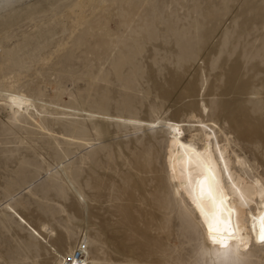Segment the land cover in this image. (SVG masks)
<instances>
[{"label": "bare ground", "instance_id": "obj_1", "mask_svg": "<svg viewBox=\"0 0 264 264\" xmlns=\"http://www.w3.org/2000/svg\"><path fill=\"white\" fill-rule=\"evenodd\" d=\"M151 1L154 0H110L113 3L133 4H151ZM254 1L157 0L154 4L161 5L159 9L161 15L158 18L151 14V9L138 20L122 18L115 13L108 14L105 19V14L102 12L92 13L90 18L84 21V25L75 31V34H73L75 13L71 5L77 2H96V0H29V8L12 11L11 15L15 19L12 32L7 35L0 33V96L5 91L6 75L8 77L15 75L25 83L23 95L34 100V103L31 108L25 105L22 109H17L19 115L15 119L10 115L11 110L5 109L2 102H0V111L7 112V115L5 114L7 123H3L4 131L14 135V142L27 144L50 154L54 164L59 167L58 174L55 176L59 184L57 185L58 196L52 201L56 207V214L53 213L52 217L59 215L60 218L59 216H57L58 219L55 218L60 221L58 226L47 224L49 229L47 236L54 247L67 241L71 233L74 247L77 240L80 242L87 240L90 246H94L97 236L103 241L102 250L97 249L95 255L89 253V259L92 260L107 259L108 262L121 264L123 260L133 256H146L156 250H166L173 261L179 262L187 258V254L181 253L184 243L178 241L177 236L180 232H186L189 235L188 242H195L196 237L192 235L190 226L178 215L175 198L169 194L172 173L169 170L168 149L171 147L172 165L178 182L182 163V150L178 146L179 143L201 146L205 142V136L200 145L195 139L197 134L188 140L183 139L182 125L174 119L179 123L178 134L167 129L162 130L167 135L164 170L159 167V152L153 141L156 133L146 139L145 146H133L124 155L115 146H110L88 153L71 164L68 162L83 148L93 146L92 142L98 141L97 144H99V142L112 141L126 137L127 134L145 130L127 121L133 118L139 119L142 113L153 114L155 100L161 99L162 102L163 99H167L172 90L181 83V73L189 70L191 66L188 68V64L193 56L205 49L209 39L211 40V37L219 32L222 22L228 21L225 17H229L228 14L236 5H242L244 8L239 9L242 11L237 12L230 26L222 31L223 46L220 49L217 48L219 53H212L209 56V53H205L209 57L211 67L213 59L225 51L222 47L232 44V41H236L235 43L239 46V43L245 42L253 30L264 24L261 0ZM16 2L23 4L25 0H16ZM163 5H168L169 8L165 9ZM197 8H199V16H197ZM102 21L109 26L114 35H118L117 29L122 34L128 31L129 25H135L136 28L149 26L170 38H156L155 35L145 33L140 37L129 35L121 39L119 44L116 41L105 42L93 38L95 29ZM112 22L116 26L115 29L110 26ZM172 25L174 26L171 27ZM257 30L260 32V29ZM177 34L188 41L180 44V38H176ZM261 36L263 35L260 34ZM60 46H63L61 55H57L51 62H42L51 55L54 48ZM148 51H151L153 64L156 60H166L179 65L177 67L179 72H175L174 75L169 74L173 75L170 77L169 86L165 91L159 92V96H157L159 90L152 83V70L147 68L148 63L143 61ZM64 53L71 54L64 57ZM184 53H188L187 56H183ZM224 54L229 56L234 54V47L230 46L228 53L224 52ZM73 58L80 60V63H71ZM245 60L248 61L247 66L241 67L240 64ZM140 65H143L147 79L144 76L138 78ZM117 67L118 72L114 71ZM204 68L207 70L206 66ZM49 70H53V73L48 72ZM170 71L174 69L171 68ZM197 75L199 74H196V77ZM223 76H226L223 82L233 96L228 100L226 96V99L224 98L226 101L217 103L215 120L222 123L231 121L239 131V138L235 137V140L254 151L255 159L264 170V114H262L264 113V53L238 55L232 65L224 68L218 75L211 85L213 89L221 88L224 83L218 85L217 81ZM80 80H83L84 84L77 86L76 82ZM201 81L199 78L183 86L181 84L180 95L188 97L197 91L199 94V87H202L199 86ZM127 86L142 92L144 96L140 99L122 100L114 95L116 88L124 89ZM227 86L224 89L228 90ZM211 94L213 96L212 92ZM251 95L257 97L252 99ZM149 96L152 97L151 101ZM228 97L231 95L228 94ZM16 120H19V123H16ZM21 124H31L34 129L28 130L21 127ZM174 135L175 141L172 139ZM52 143L61 148V153L56 152L53 148L55 145L51 146ZM221 149L224 151L229 171L235 182L242 183L250 189L249 176L264 178L257 167L247 165L245 158H237L239 164L245 167L240 169L241 173L234 172L226 147L222 146ZM19 150V148L10 149V152H14L13 155L17 156L20 155ZM102 161L106 162L105 166L100 165ZM163 171L167 175L165 185L161 182ZM73 181L77 185L88 188L89 196L86 206L70 190ZM250 208L255 214V205H250ZM246 212V209H238L242 226L246 222ZM28 216L39 226H44L46 222L39 213L32 212ZM3 223L9 232L11 228L16 230L19 227H11L7 219ZM174 223H176V229L173 226ZM92 226L96 229H91ZM75 229H80L79 234L74 232ZM33 231L40 232L35 229H32ZM32 232L29 230V236H26V239L14 232L11 233L13 244L6 250H0V260L10 258L17 243L28 247L34 258L39 260L40 251L44 246L35 241ZM129 233L137 237L136 244L129 243ZM76 254L81 256V253ZM253 255L259 259L261 253L258 251Z\"/></svg>", "mask_w": 264, "mask_h": 264}, {"label": "snow or ice", "instance_id": "obj_2", "mask_svg": "<svg viewBox=\"0 0 264 264\" xmlns=\"http://www.w3.org/2000/svg\"><path fill=\"white\" fill-rule=\"evenodd\" d=\"M30 5L18 4L16 0H0V33L5 35L12 32L15 19L11 13L15 9H27ZM168 9V5H163ZM261 13L264 16V0H261ZM75 15L73 23L75 31L84 25V21L89 19L92 13H104L105 19L108 14H119L122 18L138 20L145 16L147 10L151 9L154 17L161 15L158 4H133V3H113L110 0H96V2H77L71 5ZM199 16V8H197ZM238 23V21H237ZM114 35L113 31L103 21L95 29L93 38L105 42L119 41L129 35L140 37L145 33L155 35L156 38L168 39L156 32L149 26L136 28L129 25L128 31ZM261 34L264 35V24L261 25ZM231 35V34H229ZM179 39V35L176 36ZM63 46L54 48L51 55L42 62H51L57 55H61ZM247 59V57L245 58ZM179 65L177 64L176 67ZM226 66V59L216 57L212 61L214 71H222ZM114 71H119L118 67ZM170 69L167 63L156 60L152 69V83L159 92L165 91L169 86L168 73ZM145 75L143 65L138 68V78ZM218 85L223 83V79L217 81ZM4 89L0 102L5 109H10L13 119L19 115L17 109H22L25 105L32 107L34 100L23 95L25 91L24 81L13 75H6ZM203 100L204 97L202 96ZM217 110V100L212 98L207 106L201 104L197 109V116H187L190 121L189 127H197L205 133V142L201 146L191 143H179L182 150L180 179L175 178V168L172 165L171 147H169V170L172 173V183L170 195L175 198L178 215L190 226L192 235L196 237L194 246L190 245L187 258L183 261H173L166 250H156L146 256H133L130 259L121 261V264H264V178L249 176L251 180L250 189L242 183L234 181L229 171V165L225 159L224 151L221 149V142L225 146L232 143L233 137L239 138L238 129L232 125L231 121L222 123L216 121L210 115ZM264 114V113H262ZM19 123V120L15 121ZM127 123L134 126L143 127L147 130H170L174 134L179 133V123L168 115L167 109H161L159 101L154 106L151 119L147 117L140 119H130ZM175 141V135L172 137ZM235 156V153H232ZM147 160L148 157L146 156ZM237 163L239 161L237 160ZM81 201L87 205L89 191L88 188L77 185L74 181L70 189ZM255 205L256 212L253 214L250 205ZM246 209V222L242 226L239 221L238 209ZM14 214V213H13ZM44 232H49L46 227ZM35 241L42 244L48 251L50 260H37L31 250L22 243H17L10 258L0 261V264H109L107 259H89V253L95 255L97 249H103V241L97 236L94 246H90L85 240L74 247L71 233L67 241L52 248L48 241L44 239L40 232L33 231ZM128 241L136 244L137 237L129 233ZM253 249H258L261 253L259 259L253 255ZM76 253H81L77 256Z\"/></svg>", "mask_w": 264, "mask_h": 264}, {"label": "rangeland", "instance_id": "obj_3", "mask_svg": "<svg viewBox=\"0 0 264 264\" xmlns=\"http://www.w3.org/2000/svg\"><path fill=\"white\" fill-rule=\"evenodd\" d=\"M28 1L29 0H27V2ZM156 1L157 0L151 1V4H154V2H156ZM254 2H257V1L255 0ZM241 7H242V5H236V7L234 9H232V12H230V14H228V16L230 17V20H229V17L226 16L225 20H228V21H226V23L223 21L222 22L223 24L221 25V27L219 26V28H220L219 32L220 31L221 32L220 33L217 32L215 35H213L211 37V40L209 39V41L207 42L208 46L206 45L205 49H203L197 55L193 56V58L191 59V61L188 64V68L190 66L191 67L189 68V70L187 69L181 73V79H180L181 83H179L172 90V92L168 96V98L163 99L162 102H161V99L155 100L156 103H157V101H159V103H161V109L166 108L168 115L173 117V119L178 120L180 125H182L183 131H184L182 138L188 140L192 136L194 137V135L197 134L198 136L197 137L195 136V139L199 145L202 144V140L204 139L205 133L202 129H199L197 127L190 128L188 126L190 121L188 119H186V117L189 115L197 116L198 107L204 103L208 104V102L212 98H216L217 103L218 102H221V103L224 102L223 100L226 99V96H227L226 100H228L229 98H232L233 94L230 92L228 86L224 82L223 83L225 85L222 83L223 85L220 88L223 91L220 89L217 90V89L212 88L211 85L215 82L216 78L218 77V75L222 71H214L213 69H211L212 67H211V64L209 63L210 61L208 60L209 59L208 56L212 53H219L218 49H220L221 46H223V44H222L223 43L222 31H225V29H227V27L230 26L233 16H236L237 12L240 13V11L243 10L244 7H242V8ZM239 9H242V10H239ZM234 10H236V11H234ZM237 10H239V11H237ZM232 13H233V15H232ZM262 23H264V20ZM224 25H226V26H224ZM110 26L113 29L116 28V26L113 22L110 24ZM173 26L174 25H172L171 27H173ZM257 29H260V32ZM257 29H255V31L253 30L249 34V36L246 38L247 41L245 40V42L241 43L242 46L240 43L238 46V44L235 43L236 41H234V42L232 41V44L230 43L227 46H224V48L222 47V49H224L225 51L221 52V54L218 55V57L220 56V57L226 59V62H227L226 67H229L230 64L232 65L233 61H235L236 57H238V55H240V54L245 55L246 53H248V54L264 53V35L260 37L261 25ZM181 31H183V29ZM257 31H258V33L256 34ZM254 32H255V34H254ZM218 33H219V35H218ZM214 36H216V38ZM179 38H180V44H185L188 41V39L182 38V36L181 37L179 36ZM189 42H190V40H189ZM209 42H211V43H209ZM211 44L213 45V47ZM215 46H216V48H215ZM230 46L234 47V54H232L231 56L224 54V52L228 53ZM207 47H209V49H207ZM211 47L214 50H216L217 48L218 49L215 52H214V50L212 52ZM180 49L183 50L184 48H180ZM206 51H208V52H206ZM150 53H151V51H148L145 54L146 56L144 57L143 61L144 62L146 61L148 63V64L146 63L147 68H149V69L151 68V70H152L153 69L152 66L154 64L152 62ZM203 53L204 54L209 53V54L207 56V54L204 55ZM69 54H71V53H64V57H66ZM187 54L188 53H184L182 55L187 56ZM72 55H77V53L76 54L72 53ZM201 56H202V58H201ZM205 56H207V57H205ZM146 59H148V60H146ZM205 59H206V61H205ZM231 61H232V63H231ZM75 62L80 63V60L73 58L71 63H75ZM161 62L167 63L169 65L168 68L170 70H171V68H172V70L174 69V71H169V73H168V77H169L168 79L169 80H170V77L173 76L175 72H179L176 65L171 63L170 61L162 60ZM247 63H248V61L245 60L240 65H241V67H245V66H247L246 65ZM205 64H208V65H205ZM204 66H206L207 70H205ZM226 67H224V68H226ZM48 72L53 73V70H49ZM171 73L173 75H169ZM195 73L199 74V75H197V77H196ZM202 73H204V74H202ZM200 75H202V76H200ZM208 76H210V78ZM194 77H195V79H194ZM192 78H193V80H192ZM199 78H201V80H202L200 83L201 85H199V86H202V87H199V90H200L199 94L197 91L195 94H193L191 96L182 97L180 95V89L182 88L183 84H186L187 82L196 81ZM203 79L205 81H203ZM222 79H223V81H225L226 76H223ZM182 81H183V83H182ZM184 81H186V82H184ZM83 84H84L83 80L76 82L77 86H81ZM181 84H182V86H181ZM225 86H227V88H228V90L225 88L227 92L224 89ZM135 90H133L129 86H127L126 88L124 87V89L122 87H118V88H116V90H114V95L117 98L120 97L122 100H129V99H133V98L140 99L141 97L144 96L142 92H138L137 90L136 91ZM149 90H151V88ZM211 92L213 93V96H212ZM226 93H227V95H226ZM135 94H136V96H135ZM228 94H229V96L231 95V97H228ZM202 96L204 97L203 100L201 99ZM220 96L223 98H221ZM251 97H252V99H254L257 96L251 95L250 98ZM259 97H262V96H259ZM150 99L152 100V97L149 96V100ZM195 105H196V107H195ZM188 107H190V108H188ZM216 112L212 113V114L210 112V115L216 117V115H217ZM5 114L7 115L6 111H4V110L0 111V209H1L0 210V223H2V224H0V234H1L0 235V250L1 249L6 250L9 245L13 244V242H12L13 240H11V233L14 232V233L18 234L20 237H22V238L24 237L26 239V236H29V230L32 232V229H35L37 231H40L41 233L46 234V235L43 234L44 239L48 241V244L52 248H56L57 246L54 247L51 244L50 239L48 238L49 236H47L48 234L46 232H43L42 230L44 229L45 226L47 227V224H50V225L55 224L54 226L59 225L60 220H57L58 219L57 216H59V215L54 216V218L52 217L53 213L56 214V212H55L56 207L54 205V202H52V201L58 196L57 185H59V184H57V179L55 176H56V174H58L59 167H57L56 164H54L53 158L51 157L50 154H47L42 150L32 148L27 144L22 145V143L14 142V135L9 133V132L4 131V124L3 123H7V116ZM140 115H141L140 118L147 117L148 119H151V116L153 114L152 113L151 114L142 113ZM112 121L114 122L115 120H112ZM20 126L26 128L28 130L34 129L31 124H21ZM155 133H156V138L153 141H154L156 148L158 149V152H159L158 164H159V167H161L162 170H164L163 168H164V163H165V158H166V153H167V135H166V133H164L160 129L147 130V131L141 130V131L136 132L135 134L130 133L131 136H128L130 134H127L126 137L123 136V138L120 137V138L114 139L112 141L107 140L105 142H99V144H97L98 141L92 142L94 144L93 146H87L86 148H83L81 152L80 151L78 152V155H76L75 157L73 156L71 158V160L68 162V164L73 163V161H75L76 159H78V158H80V157H82L88 153H92L95 150L108 148L110 146H115L118 149V151H121V153L124 155V154H126L127 150L131 149L133 146H135V147L145 146L146 145V139L148 137H152ZM51 146H54L53 148L56 150L57 153H61V151H60L61 148L57 147L55 143H52ZM129 146H130V148H129ZM222 146H225L223 144V142H221V147ZM225 147H226L227 155L231 160V167H232L234 172L241 173V170H242L241 168L245 167V165H240L239 163H237L236 160L239 157V158H243V159L245 158L247 160V165H250L253 168L257 167L258 172L261 175H264V170L262 167L259 166L257 160L254 157V151L251 148L246 147L244 145H240L235 140V137H233L232 143L225 146ZM16 148L20 149L19 150L20 155L14 156L13 155L14 152L13 153L10 152V149H16ZM232 153H235V156H233ZM100 165L105 166L106 162L102 161L100 163ZM166 176H167L166 172L163 171V173L161 174V177H162L161 182L163 185H165V183H166ZM3 208H4V210H3ZM29 212L41 214L43 216L44 220H46V222L44 223V226H39L37 223L34 222V220L30 219L29 218L30 216H28L30 214ZM49 216H51V217H49ZM48 217H49V219H48ZM55 217H57V219ZM59 218H60V216H59ZM5 219H7L10 222L11 227H15V228L17 226H19V227H17L16 230L10 227L11 231L10 232L7 231V229L5 228V224L3 223V221ZM53 220H55L56 222ZM175 225H176V223L173 224L174 228L176 229L177 227ZM19 228H21L23 231L21 229L19 230ZM76 229L74 230V232H76V234H77L80 231V229H78L79 231ZM91 229L95 230L96 227L92 226ZM22 235H24V236H22ZM178 235H179V236H177V238L179 239L178 241H181V242L183 241V243H184V245L182 247L183 251L181 253L183 255H186V254H188L189 246L190 245L194 246L195 242L194 241L188 242L189 241V239H188L189 235L184 231L180 232ZM39 245H42V244H39ZM42 249H41V251H43L44 253H42L40 251V259L39 260H50V256H49L47 249L45 247H42ZM45 250H46V252H45ZM258 251H259L258 249H253V254H257ZM41 255H43V256H41ZM0 261H2V260H0ZM109 264H114V263L109 262Z\"/></svg>", "mask_w": 264, "mask_h": 264}]
</instances>
